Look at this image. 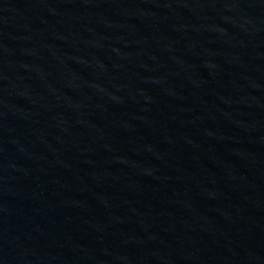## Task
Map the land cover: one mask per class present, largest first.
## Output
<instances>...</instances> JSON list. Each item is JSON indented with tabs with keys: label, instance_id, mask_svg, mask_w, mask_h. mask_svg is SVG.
Segmentation results:
<instances>
[{
	"label": "water",
	"instance_id": "1",
	"mask_svg": "<svg viewBox=\"0 0 264 264\" xmlns=\"http://www.w3.org/2000/svg\"><path fill=\"white\" fill-rule=\"evenodd\" d=\"M0 264H264V0H0Z\"/></svg>",
	"mask_w": 264,
	"mask_h": 264
}]
</instances>
